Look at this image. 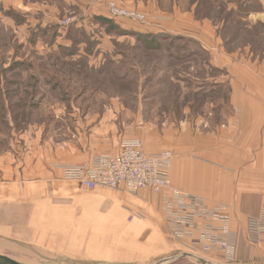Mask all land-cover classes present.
I'll return each mask as SVG.
<instances>
[{"label": "rangeland", "instance_id": "374dc122", "mask_svg": "<svg viewBox=\"0 0 264 264\" xmlns=\"http://www.w3.org/2000/svg\"><path fill=\"white\" fill-rule=\"evenodd\" d=\"M17 1L0 0L1 159L24 164L33 152L50 163L72 160L94 133L110 129L141 138L153 130L174 132L182 138L150 137L143 144L159 141L160 151L174 150L172 160L191 143L215 148L201 135L216 134L218 124L231 118L227 84L205 80L216 74L201 69L206 52L161 28L163 17L117 0L107 4L136 10L145 20L115 18L108 9L107 16L90 18L56 0L55 13L25 14ZM154 35L158 41L150 46ZM61 180L69 188L58 203L0 204L2 255L23 264H203L182 256L184 247L167 231L160 195L141 197L143 206L136 207L125 196L137 199L139 192L87 190ZM186 193L209 206L203 196ZM218 205L227 207L233 223L231 208ZM198 254L227 262L217 253Z\"/></svg>", "mask_w": 264, "mask_h": 264}, {"label": "crops", "instance_id": "0c3cea01", "mask_svg": "<svg viewBox=\"0 0 264 264\" xmlns=\"http://www.w3.org/2000/svg\"><path fill=\"white\" fill-rule=\"evenodd\" d=\"M53 1L19 0L21 5L16 8L25 14L32 10L47 15L55 13ZM56 1L90 18L92 14L98 17L107 12L108 0ZM117 1L163 17L161 28L174 36H183L188 43L206 52V64L201 69L214 70L216 74L205 75V80L215 79V87L227 84L231 118L218 124L216 134L201 135L202 142L215 141V148L207 145L198 148L193 143L186 145L171 161L169 176L173 188L203 196L209 206L223 203L231 208L232 227L237 233L233 262L264 264V244L251 243L247 235L248 219L259 216L264 206V0ZM109 131L108 134L94 133L84 152L70 156L72 160L56 159L50 163V160L35 159L33 152L31 160L24 164L13 161L12 156L0 158V204L48 205L64 200L63 191L69 185L61 180L62 172L53 168L54 163L83 161L94 154H116L121 139L126 137L140 138L143 144L148 143L150 137L159 139L171 135L172 141L177 138L174 132L167 130L162 133L153 130L143 138L127 134L118 136L117 130ZM99 139L100 143H96ZM189 141L195 140L192 137ZM77 142L74 140L70 145ZM161 148L158 141L145 150L152 153ZM151 195L155 196L151 190L143 189L136 195L137 199L125 197L141 207V197ZM0 254L6 252L0 250Z\"/></svg>", "mask_w": 264, "mask_h": 264}, {"label": "built area", "instance_id": "2783aa9c", "mask_svg": "<svg viewBox=\"0 0 264 264\" xmlns=\"http://www.w3.org/2000/svg\"><path fill=\"white\" fill-rule=\"evenodd\" d=\"M107 9L115 18L145 20L143 13L113 1ZM172 157L171 150L147 152L141 139L126 137L121 139L116 154H94L87 160L52 166L62 172L64 179L87 190L106 187L132 194L151 190L161 196L167 231L184 247V253L196 257L203 256L198 253L219 254L226 259L225 264L232 263L237 233L232 228L230 212L224 205L209 207L201 197L174 189L168 173ZM247 235L251 243L264 244V207L259 216L248 219Z\"/></svg>", "mask_w": 264, "mask_h": 264}, {"label": "water", "instance_id": "95a60500", "mask_svg": "<svg viewBox=\"0 0 264 264\" xmlns=\"http://www.w3.org/2000/svg\"><path fill=\"white\" fill-rule=\"evenodd\" d=\"M182 256L195 258L203 264H218V263H213V262H211L205 258H202V257L192 256L191 254H188V253H183ZM0 264H23V263L18 262V261L14 260V259H12L6 255L0 254ZM229 264H234V263H229Z\"/></svg>", "mask_w": 264, "mask_h": 264}, {"label": "trees", "instance_id": "16d2710c", "mask_svg": "<svg viewBox=\"0 0 264 264\" xmlns=\"http://www.w3.org/2000/svg\"><path fill=\"white\" fill-rule=\"evenodd\" d=\"M99 19L101 20V22H105V23H111V20H109V19H106V18H103V17H99ZM112 24V23H111ZM148 38V37H147ZM151 39H152V41L149 43L150 44V46H154L155 45V43H156V41H158L157 40V38H158V36L157 35H154V36H152V37H150Z\"/></svg>", "mask_w": 264, "mask_h": 264}]
</instances>
